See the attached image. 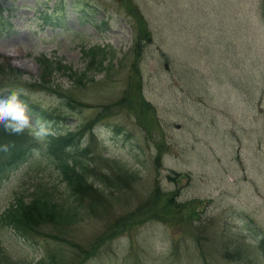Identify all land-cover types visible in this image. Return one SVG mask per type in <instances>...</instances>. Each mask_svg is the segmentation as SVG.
Returning a JSON list of instances; mask_svg holds the SVG:
<instances>
[{
    "label": "rangeland",
    "instance_id": "374dc122",
    "mask_svg": "<svg viewBox=\"0 0 264 264\" xmlns=\"http://www.w3.org/2000/svg\"><path fill=\"white\" fill-rule=\"evenodd\" d=\"M0 15V93L64 116L55 135L95 123L80 147L105 194L74 195L33 135L0 176V218L41 199L66 233L0 220V264H264V0H0Z\"/></svg>",
    "mask_w": 264,
    "mask_h": 264
},
{
    "label": "trees",
    "instance_id": "16d2710c",
    "mask_svg": "<svg viewBox=\"0 0 264 264\" xmlns=\"http://www.w3.org/2000/svg\"><path fill=\"white\" fill-rule=\"evenodd\" d=\"M4 21L5 19L1 20L0 15V26L5 24ZM1 23L3 25H1ZM5 30H8V28L1 29V33L3 34ZM40 63L48 66L51 64L45 59L43 61L41 60ZM58 67H60V65ZM54 93L59 92L58 90H55ZM65 99H67L66 104L70 106L71 109H74L72 106V103L74 102L73 99L68 96H66ZM28 108L31 114L36 115V120L43 121L45 124H50L52 120L60 119L64 121L66 119L61 115L55 116L50 113L49 110L43 109L36 104H29ZM93 127H95V123H90L88 127L80 126L77 132L70 131L68 134L57 135L53 134V131H48L45 135L46 144H44V151L48 153L49 158H51L54 164H56L58 170L64 175L66 182L73 187L74 195L80 196L81 198L83 196H89L91 201L94 200L91 205L96 209H99L101 207L100 201L103 202L105 194H102L103 190L100 188L94 187L93 184L88 183L93 168H90L91 163L86 160V157H88V151L81 150L80 147L81 140L84 139L87 134L91 133V136L93 135ZM3 144H8L12 147L10 148V151L6 153L0 152V176L5 172L16 169V167L24 163L40 146L38 140L26 131L20 135H12L5 132L3 128L0 127V145ZM105 180L106 179H101V184L106 185ZM108 187L114 188V183H111ZM50 204L41 199H34L28 205L19 201L16 205L9 207L0 220L5 224V227L10 226L25 239H30L34 235H38V228L41 225H55V228L59 231L57 232V235L65 234L66 231H62V225L65 226L63 221L61 220L60 222H57V220L53 218L55 215L61 213L58 211H51L56 207H54L53 204ZM49 205L52 209H50ZM52 238L57 239L55 237ZM62 240L64 241V239ZM262 250L264 251V241L262 243Z\"/></svg>",
    "mask_w": 264,
    "mask_h": 264
},
{
    "label": "clouds",
    "instance_id": "9594fccd",
    "mask_svg": "<svg viewBox=\"0 0 264 264\" xmlns=\"http://www.w3.org/2000/svg\"><path fill=\"white\" fill-rule=\"evenodd\" d=\"M0 127L12 135L23 134L25 130L37 138L47 134L45 122L33 120L27 104L16 92L7 95L0 93ZM11 147L8 144L0 145V152L6 153Z\"/></svg>",
    "mask_w": 264,
    "mask_h": 264
}]
</instances>
